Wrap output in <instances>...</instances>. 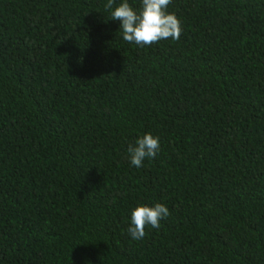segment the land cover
<instances>
[{
  "label": "trees",
  "instance_id": "1",
  "mask_svg": "<svg viewBox=\"0 0 264 264\" xmlns=\"http://www.w3.org/2000/svg\"><path fill=\"white\" fill-rule=\"evenodd\" d=\"M122 2L0 0V264H264V0H172L150 46Z\"/></svg>",
  "mask_w": 264,
  "mask_h": 264
},
{
  "label": "clouds",
  "instance_id": "2",
  "mask_svg": "<svg viewBox=\"0 0 264 264\" xmlns=\"http://www.w3.org/2000/svg\"><path fill=\"white\" fill-rule=\"evenodd\" d=\"M115 0H107L105 9H111ZM172 0H141V8L135 10L127 0H123L111 12L113 21L120 22L123 40L139 46H150L161 40H179L182 34L180 20L167 11ZM160 151L159 138L151 133L143 135L134 145L128 146L130 163L136 168L143 167L146 159H152ZM170 215L169 209L160 203L155 206H138L131 213V223L127 229L133 240L146 235L145 229H159L162 219Z\"/></svg>",
  "mask_w": 264,
  "mask_h": 264
}]
</instances>
